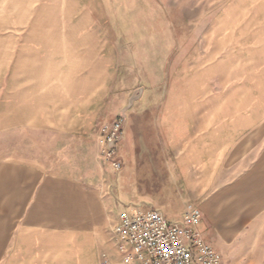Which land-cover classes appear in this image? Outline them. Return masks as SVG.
<instances>
[{
  "label": "rangeland",
  "instance_id": "rangeland-1",
  "mask_svg": "<svg viewBox=\"0 0 264 264\" xmlns=\"http://www.w3.org/2000/svg\"><path fill=\"white\" fill-rule=\"evenodd\" d=\"M120 118L116 171L99 136ZM182 123L225 145L243 131L264 161V0H0V264H99L120 213L177 189L156 165ZM238 244L213 247L264 264Z\"/></svg>",
  "mask_w": 264,
  "mask_h": 264
},
{
  "label": "crops",
  "instance_id": "crops-1",
  "mask_svg": "<svg viewBox=\"0 0 264 264\" xmlns=\"http://www.w3.org/2000/svg\"><path fill=\"white\" fill-rule=\"evenodd\" d=\"M181 126L184 128H179V125L177 129H168L170 134L172 132L169 141L171 161L159 158L156 165L157 169L171 170V173L161 174L160 177L170 178L172 189H177L172 196L157 192L155 198L141 193L139 200H155V205L149 210L161 211L173 221L182 220L184 214L193 208L200 209L202 220L199 230L212 247L217 238L221 242L234 239L245 250L255 247L263 249L264 161H246L251 146L245 145L243 131L240 134L234 131L232 134L235 138L241 137V140L235 139V144L225 145L220 144L219 140H211L210 129L204 130L202 139L196 140V130L190 129L189 123H182ZM244 164H247L245 168ZM148 167V163L143 166L140 176L153 179L154 176L148 173ZM229 169L236 179L219 180L228 176ZM16 180L11 182V185H16L11 204L19 194ZM156 182L162 186L165 184L163 179ZM236 195L240 197L234 198ZM4 207V204H0V248L9 231V226L5 225ZM255 241L258 244L253 246L252 242Z\"/></svg>",
  "mask_w": 264,
  "mask_h": 264
},
{
  "label": "built area",
  "instance_id": "built-area-1",
  "mask_svg": "<svg viewBox=\"0 0 264 264\" xmlns=\"http://www.w3.org/2000/svg\"><path fill=\"white\" fill-rule=\"evenodd\" d=\"M124 119L104 124L100 131L101 157L116 171L122 169L117 146L123 139ZM202 212L193 208L180 221L158 210H124L111 227L112 248L99 264H224L199 230Z\"/></svg>",
  "mask_w": 264,
  "mask_h": 264
}]
</instances>
